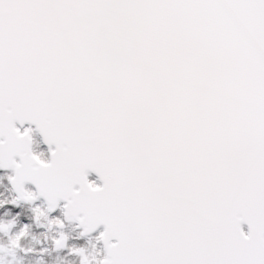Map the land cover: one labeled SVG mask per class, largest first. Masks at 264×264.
Returning <instances> with one entry per match:
<instances>
[{"label":"snow or ice","instance_id":"obj_1","mask_svg":"<svg viewBox=\"0 0 264 264\" xmlns=\"http://www.w3.org/2000/svg\"><path fill=\"white\" fill-rule=\"evenodd\" d=\"M0 169L81 264H264V0H0Z\"/></svg>","mask_w":264,"mask_h":264},{"label":"trees","instance_id":"obj_2","mask_svg":"<svg viewBox=\"0 0 264 264\" xmlns=\"http://www.w3.org/2000/svg\"><path fill=\"white\" fill-rule=\"evenodd\" d=\"M32 136L34 141V152L38 154L43 153V158H48V153L34 130ZM7 176L8 174L4 173L3 183L8 191L3 192L2 189L4 186L0 185V194L2 196L0 201V219L2 217L4 219H9L15 215L20 223L21 221L28 222L29 229L27 234L19 241V247H14L12 244H9L6 235L0 232V247L7 248L2 252V261L9 262L13 259V256L16 255L17 261L21 264H81L78 258L80 256L73 253L69 254L66 247L57 248L54 246L53 242L59 239L60 234L63 232L68 236V246L70 247L68 249L71 251L73 247L85 249V240L92 237L82 238L75 226L71 224L64 223L63 228L59 226L54 227L56 224L49 223V220L56 217L51 215L47 218L41 216L38 221L41 225H35L33 219L29 215V210H27L30 204H20L17 206L11 203V201L14 200V195L9 187ZM90 181H95L97 183V179L93 176L90 177ZM56 216L62 219L60 211L57 212ZM72 256L74 258L69 260Z\"/></svg>","mask_w":264,"mask_h":264},{"label":"rangeland","instance_id":"obj_3","mask_svg":"<svg viewBox=\"0 0 264 264\" xmlns=\"http://www.w3.org/2000/svg\"><path fill=\"white\" fill-rule=\"evenodd\" d=\"M1 172V171H0ZM4 173L5 172H1L0 173V185H3L4 187H3V192L4 191H8V189H7V187L5 186V184L3 183V178H4ZM8 175H11L10 173H7ZM1 198H2V196H1V194H0V201H1ZM28 204H30V203H28ZM36 204H39V205H41L42 207H43V205H42V203L40 202V200L39 201H36ZM36 204H30V207L29 208H27V210H29V215L31 216V218L33 219V221H34V223H35V225H41V224H39L38 223V221L36 220V218H35V216H36V214H35V212L33 211V208L36 206ZM1 205V204H0ZM44 208V207H43ZM56 213H54V214H52L53 216H55V217H57L56 215H55ZM50 221V220H49ZM12 222H15L14 223V226L10 229V231L7 233V234H5L4 232H2V231H0V232H2L3 234H5L6 235V237H7V239L9 240V244H12L11 243V240H10V237H14L16 234H18L19 233V231L23 228V226L25 225V224H27V225H29V223L28 222H26V221H23V223H20V221H19V219L17 218V216H12V217H10L9 219H4L3 217L0 219V223H12ZM55 226H58V225H54V227ZM70 228H72V227H70ZM68 237V236H67ZM96 237H98V236H95L94 238H88V240H85V243H84V245H85V249H86V251H87V253L89 254V255H92V254H94V253H97L98 254V258H103V256H104V251H103V249H102V246H101V243L96 239ZM68 239H67V250H68V253L70 254V253H72L68 248H70L69 246H68ZM53 244H54V246H56L55 245V241L53 242ZM7 248H4V247H0V264H21L19 261H17V258H16V255L15 256H13V259L11 260V261H9V262H3L2 261V252L4 251V250H6ZM44 251V250H43ZM76 255V254H75ZM72 258H74L73 256L69 259V260H72ZM79 258V262L81 263V258L80 257H78ZM68 260V261H69ZM68 264V263H67Z\"/></svg>","mask_w":264,"mask_h":264},{"label":"water","instance_id":"obj_4","mask_svg":"<svg viewBox=\"0 0 264 264\" xmlns=\"http://www.w3.org/2000/svg\"><path fill=\"white\" fill-rule=\"evenodd\" d=\"M19 126V125H18ZM26 126H30V127H32V128H34L35 129V131L37 132V134L39 135V137L41 138V141H42V143H43V145L47 148V150H48V152H49V158H50V156H51V152H50V150H49V146L46 144V143H44L43 142V137H42V135L39 133V131L38 130H36V126L33 124V125H28V124H26V125H24V127H26ZM33 143V142H32ZM54 147V146H53ZM1 171H11V169H8V170H6V169H0ZM89 175H94L95 177H97V179L99 180V182H100V184H102L103 183V181L102 180H100V178H99V176H98V174L97 173H95V172H91ZM10 187H11V189H12V191L14 192V194H15V196H16V198H17V192L15 191V189L13 188V186H12V184L10 183ZM33 187V186H32ZM21 202H23V201H21ZM44 202V201H43ZM63 203V202H62ZM44 204L46 205V203L44 202ZM46 208H47V205H46ZM66 223H74V222H69V221H67V220H64ZM74 224H76V223H74ZM76 226H77V224H76ZM242 227H243V229H244V231L245 232H247V231H249V226L247 225V224H244V225H242ZM77 228L82 232V229L80 228V227H78L77 226ZM99 228H101L102 229V231H104V226L103 225H101ZM98 228V229H99ZM97 229V230H98ZM96 230V231H97ZM95 231V232H96ZM95 232H93V233H90L88 236H90V235H92V234H94ZM83 237H86V236H83ZM101 243H102V247H103V250H104V243H103V241H101ZM104 252H105V250H104ZM106 254V253H105Z\"/></svg>","mask_w":264,"mask_h":264}]
</instances>
